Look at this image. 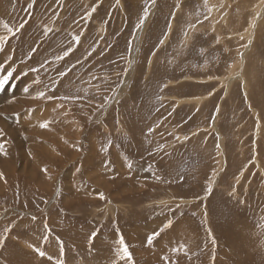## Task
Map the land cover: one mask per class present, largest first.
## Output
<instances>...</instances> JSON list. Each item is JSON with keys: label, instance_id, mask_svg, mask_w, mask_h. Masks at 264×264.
Returning a JSON list of instances; mask_svg holds the SVG:
<instances>
[{"label": "rangeland", "instance_id": "obj_1", "mask_svg": "<svg viewBox=\"0 0 264 264\" xmlns=\"http://www.w3.org/2000/svg\"><path fill=\"white\" fill-rule=\"evenodd\" d=\"M252 1L0 0V264H264Z\"/></svg>", "mask_w": 264, "mask_h": 264}, {"label": "bare ground", "instance_id": "obj_2", "mask_svg": "<svg viewBox=\"0 0 264 264\" xmlns=\"http://www.w3.org/2000/svg\"><path fill=\"white\" fill-rule=\"evenodd\" d=\"M118 1V0H117ZM205 1V0H204ZM236 1V0H235ZM250 1V0H249ZM252 1V0H251ZM257 1V0H256ZM259 1V0H258ZM261 1V3L259 4V7L260 6H264V0H260ZM240 2H241V0H240ZM252 2H254V1H252ZM158 3V2H157ZM209 3V4H208ZM215 3H218V5H214ZM255 3V2H254ZM205 4H206V6L208 7V11H209V15H210V17L211 18H221L220 19V23H230V25H233L232 23L234 22V20H232V18H235V15H234V17H231L230 18V16L232 15L233 16V14H232V10H234V6H235V4H236V2L235 3H233V0L231 1V0H206V2H205ZM240 3H238V5H239ZM243 4V3H242ZM245 4V3H244ZM155 5V4H154ZM158 5V4H157ZM204 5V4H203ZM214 5V6H213ZM242 6V5H241ZM245 6V5H244ZM243 6V7H244ZM250 5H248V7H249ZM153 7V6H152ZM247 7V8H248ZM157 8V7H156ZM203 8V7H202ZM237 8H239V6H237ZM251 8V7H250ZM254 8H256V7H254ZM256 9H258V8H256ZM242 10V12L244 11L243 9H241ZM246 10V9H245ZM253 10H255V9H253ZM260 10H263V9H260ZM235 11V10H234ZM237 11V10H236ZM256 11V10H255ZM264 11V10H263ZM152 12V11H151ZM247 12V11H246ZM248 13V12H247ZM246 13V15H248ZM259 13V12H258ZM264 13V12H263ZM255 14H256V12H255ZM151 15V14H150ZM253 15V14H252ZM257 15V14H256ZM256 15H253V16H256ZM176 16V15H175ZM238 16V15H237ZM240 16V15H239ZM238 16V17H239ZM248 16H251V14H249ZM248 16H246V19L248 18L249 19V17ZM225 17V19H226V21H224V20H222L223 18ZM237 17V18H238ZM243 17V16H242ZM256 17H258V16H256ZM264 17V16H263ZM236 18V19H237ZM243 18H245V15H244V17ZM242 18V20H244ZM147 19V18H146ZM145 19V20H146ZM149 20H150V18H148ZM229 19H231V20H229ZM235 19V20H236ZM239 19V18H238ZM237 19V20H238ZM246 19H245V22H246ZM247 19V20H248ZM252 19V21H253V19H254V17H251L250 18V20ZM261 19V18H260ZM263 19V21H262V23L260 24V22L257 24V29L254 31V29H253V31L252 30H250V29H247V31H246V33H245V36L247 35V37L248 36H256V38H257V35H259V33H260V28L262 27V25L264 24V18H262ZM144 22H146V21H144ZM232 22V23H231ZM148 23V22H147ZM146 23V24H147ZM212 23L213 24H215L214 23V21H212ZM241 23V22H240ZM239 23V24H240ZM246 24V23H245ZM241 25V24H240ZM250 26L252 25V23H250L249 24ZM259 25V26H258ZM249 26V27H250ZM255 27V28H256ZM264 27V26H263ZM237 31V30H236ZM142 32V31H141ZM238 32V31H237ZM262 33V32H261ZM264 33V32H263ZM242 36V35H241ZM260 36V35H259ZM246 37V38H247ZM190 38V37H189ZM256 38H254L255 40H257ZM188 39V38H187ZM251 40V39H250ZM262 40V39H261ZM249 50V49H248ZM245 61H247V60H245ZM250 71V70H249ZM245 73V72H244ZM5 75V74H4ZM246 75V74H245ZM1 76V75H0ZM1 79V78H0ZM127 80V79H126ZM29 81V80H28ZM21 84V83H20ZM23 84V83H22ZM126 84V83H125ZM24 86H26V85H24ZM231 86V85H230ZM183 87V86H182ZM244 87V86H243ZM24 88V87H23ZM23 91H25V90H23ZM27 91V90H26ZM249 91V90H248ZM5 92V91H4ZM14 92V91H13ZM34 92V91H33ZM15 93V92H14ZM13 93V95H15ZM21 93V92H20ZM25 93V92H24ZM29 93V92H28ZM2 94H4V93H2ZM8 94V93H7ZM7 94H6V96H7ZM10 94V93H9ZM26 94V93H25ZM120 94H122V93H120ZM17 95H21V94H17ZM27 95V94H26ZM33 95H35V93L33 94ZM22 96V95H21ZM20 96V97H21ZM118 96V95H117ZM28 97V96H27ZM18 98H19V96H18ZM29 98H31V96L29 97ZM20 99V98H19ZM37 99V98H36ZM7 100V99H6ZM21 100V99H20ZM27 100V99H26ZM33 100V99H32ZM9 101V100H8ZM24 101V100H23ZM3 103V102H2ZM190 103V102H189ZM200 103V102H199ZM181 105V104H180ZM51 106V105H50ZM59 107V106H58ZM45 112V111H44ZM48 113V112H47ZM46 113V114H47ZM52 113V112H51ZM27 114V113H26ZM24 116H26V115H24ZM29 116V115H28ZM46 116V115H45ZM34 117H35V115H34ZM27 117H25V119H26ZM29 118V117H28ZM47 118V117H46ZM1 119V118H0ZM13 119V118H12ZM25 119H24V121H25ZM33 119H35V118H33ZM38 119H41V118H39V116L37 115V118L35 119V121H38ZM42 119H44V121H45V118H43L42 117ZM11 120V119H10ZM27 120V119H26ZM29 120H30V118H29ZM28 120V121H29ZM4 121V120H3ZM33 122V121H32ZM261 122V121H260ZM39 123V122H38ZM54 123V122H53ZM18 124H19V122H18ZM23 124V123H22ZM36 125L34 124V128H36L35 127ZM262 126H264V125H262ZM39 127H40V125H39ZM75 128V127H74ZM262 128V127H261ZM263 129V128H262ZM42 130V129H41ZM36 131V130H35ZM78 132V131H77ZM71 142V141H70ZM79 145V144H78ZM222 151H223V149H222ZM41 153V152H40ZM203 155V154H202ZM121 157V156H120ZM119 157V158H120ZM10 158V157H9ZM13 157H11V159H12ZM259 158V157H258ZM122 159V158H121ZM14 160V159H13ZM120 160V159H119ZM5 163L6 164H4L5 166H4V168L6 169V168H10V165H9V161H8V159H6V161H5ZM45 165V164H44ZM264 170V169H263ZM55 171V170H54ZM261 171V170H260ZM42 174V173H41ZM99 174V173H98ZM146 175V174H145ZM98 176V175H97ZM146 176H149V177H151L150 175H146ZM75 177V176H74ZM154 178V177H153ZM74 179V178H73ZM44 181H45V178H44ZM46 182V181H45ZM52 184V183H51ZM49 187V186H48ZM30 215V214H29ZM146 235V234H145ZM171 236V235H170ZM168 238H170V237H168ZM104 239V238H103ZM165 239V238H164ZM171 242V241H170ZM172 243V242H171Z\"/></svg>", "mask_w": 264, "mask_h": 264}, {"label": "snow or ice", "instance_id": "obj_3", "mask_svg": "<svg viewBox=\"0 0 264 264\" xmlns=\"http://www.w3.org/2000/svg\"><path fill=\"white\" fill-rule=\"evenodd\" d=\"M31 6H32V5L30 4L29 7H31ZM93 10H94V9H93ZM146 15H147V10H145V16H146ZM144 18H145V17H141L140 23L137 24V28L141 27V25L143 24ZM21 27H23V25H21ZM10 31H11V29H10ZM74 39H76V40L78 41V40H79V37H74ZM64 55L66 56V55H68V53L65 52ZM58 59H59V57H58ZM11 75H12L11 72H9L7 76H4L2 79H0V87H2L5 83H7L8 79H9V77H10ZM62 75H63V73H62ZM25 90H27V89H25ZM41 95H43V94L41 93ZM47 126H48V122H47V121H45V122H43V123L40 124V127H41V128H46ZM150 131H151V129H150ZM0 135H3V133L0 132ZM3 148H4L3 144H0V154H6V153L3 152ZM44 171H47V170L45 169ZM2 176H3V174L0 173V178H2ZM101 198H103L102 194H101ZM93 235H95V234H93ZM155 235H158V233H156V234H154L153 236H150V237L148 238V243H149V244L152 242V240H153V238H154ZM2 243H3V240H0V244H2ZM120 245H121L120 251H121L122 254H123L121 258H127V259L130 261V260H131V255H130V253L128 252L127 247L124 245L122 239L120 240ZM182 250H183V245H181L179 248H173V249H172V251H173L174 253H175V252H178V251H182ZM37 251H38V254H39L40 256L45 255V253H44L43 251H39V250H37ZM61 254H63V251H62V250H61ZM165 260H166V258H165ZM166 264H167V260H166Z\"/></svg>", "mask_w": 264, "mask_h": 264}]
</instances>
